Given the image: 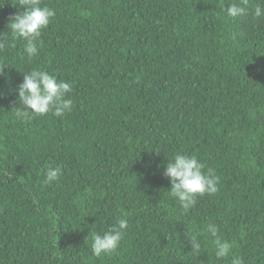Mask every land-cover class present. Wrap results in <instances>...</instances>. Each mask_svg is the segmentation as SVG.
Returning a JSON list of instances; mask_svg holds the SVG:
<instances>
[{
  "label": "trees",
  "instance_id": "1",
  "mask_svg": "<svg viewBox=\"0 0 264 264\" xmlns=\"http://www.w3.org/2000/svg\"><path fill=\"white\" fill-rule=\"evenodd\" d=\"M17 3L0 0L10 44ZM220 3L42 0L55 17L38 55L21 41L0 51V264H230L209 223L243 264H264V4L248 0L232 19ZM33 70L72 85L71 112L15 119V89ZM177 152L219 177L187 212L164 176ZM47 165L62 175L46 184ZM125 213L117 250L93 256L91 233Z\"/></svg>",
  "mask_w": 264,
  "mask_h": 264
},
{
  "label": "clouds",
  "instance_id": "2",
  "mask_svg": "<svg viewBox=\"0 0 264 264\" xmlns=\"http://www.w3.org/2000/svg\"><path fill=\"white\" fill-rule=\"evenodd\" d=\"M264 4V0H261ZM221 0V10L227 17L236 19L247 14L248 0H240L239 3L227 4ZM18 11L12 16L7 24V31L10 34L9 40L0 36V51L6 47L15 46L16 41L23 42V54L31 59L39 52L40 37L55 17L54 9L47 5L42 6V0H18ZM254 16L264 17V8L257 5ZM5 67L0 66V74ZM17 93V105L12 108L14 117L18 121H28L34 116H44L49 112L56 117H62L71 112L73 100L70 97L72 85L62 79H58L44 70H33L23 75L22 83L15 89ZM205 165L195 155L175 153L165 166L164 176L169 180L170 190L167 191L179 207L187 212L197 202V197L214 195L218 192L219 177L211 170L204 171ZM62 175V168L59 165H47L44 169L45 183L57 181ZM127 214H122L103 234L91 233V253L95 257L114 253L124 232L128 227ZM211 237L210 243L215 250V257L218 260L229 259L230 264H243L238 256L232 254L233 244L224 239L215 223H209L204 229ZM198 235L194 234L189 238L192 251L198 252L201 242Z\"/></svg>",
  "mask_w": 264,
  "mask_h": 264
}]
</instances>
